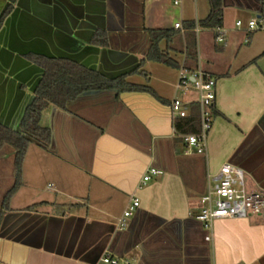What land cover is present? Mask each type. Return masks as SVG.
Masks as SVG:
<instances>
[{"label":"crops","instance_id":"crops-1","mask_svg":"<svg viewBox=\"0 0 264 264\" xmlns=\"http://www.w3.org/2000/svg\"><path fill=\"white\" fill-rule=\"evenodd\" d=\"M6 4L12 8L0 28V124L19 130L43 75L27 53L67 58L107 78L127 74L156 96L88 91L65 109L42 111L40 125L50 130L40 152L45 166L30 178L22 165L18 190L37 183L38 195L56 197L32 194L24 206L10 200L0 224V262L108 264L102 257L109 254L136 264H264V215L216 219L210 229L195 218L226 162L243 170L248 191L264 189V0H220L221 43L213 28L197 25L211 0H0V12ZM252 18L258 27L248 31ZM177 22L195 27L181 31ZM97 29L108 32V46L87 42ZM148 29L180 30L168 46L180 67L194 38L196 64L216 78L204 153L186 154L174 128L171 100H195L176 91L179 68L145 60L134 72L149 47ZM151 167L160 173L142 184ZM8 178L14 183L16 172ZM133 198L139 205L120 228Z\"/></svg>","mask_w":264,"mask_h":264},{"label":"trees","instance_id":"trees-1","mask_svg":"<svg viewBox=\"0 0 264 264\" xmlns=\"http://www.w3.org/2000/svg\"><path fill=\"white\" fill-rule=\"evenodd\" d=\"M12 6L8 5L0 14V28ZM197 25L202 28H215L222 25V10L220 0H211L210 14L198 21ZM186 29L195 27L194 22L186 23ZM151 43L134 72L143 66L145 60L159 62L171 67L180 68L169 55L168 46L174 37L179 36L178 29H148L146 30ZM164 41L165 49L160 47ZM90 43L97 46H108L107 32L97 29ZM24 57L44 70L43 76L34 91V99L27 106L20 122V130L16 131L0 124V150L9 146L14 150V163L16 178L14 185L8 190L0 206V224L5 211L9 208L10 198L20 187L22 180V162L31 143L46 149L50 141V130L40 125L42 111L50 105L61 109L66 108L68 101L75 99L84 92L114 89L117 95L121 92L146 91L156 96L154 91L147 85L128 82L127 74L115 78H107L98 71L86 68L79 63L67 58H52L37 53H27ZM196 66V44L194 38L186 44V56L183 67L193 69ZM214 115L215 111L213 109ZM176 134L181 135L196 133L199 131V107L197 103L190 104L188 115L174 120ZM0 264H2L0 262Z\"/></svg>","mask_w":264,"mask_h":264},{"label":"built area","instance_id":"built-area-1","mask_svg":"<svg viewBox=\"0 0 264 264\" xmlns=\"http://www.w3.org/2000/svg\"><path fill=\"white\" fill-rule=\"evenodd\" d=\"M182 0H172L174 5H179ZM241 20L236 22L241 26ZM175 28L184 31L185 28L179 22ZM258 27V19L252 18L248 21L247 29L252 31ZM197 29V26H196ZM215 40L218 43L224 41V30L222 27H215ZM249 36L245 41H248ZM216 78L204 71L199 64L193 69L181 66L178 69L176 91L183 94L196 92L197 98L193 101H184L174 96L170 102V114L173 120L188 115L190 104L197 103L199 107V131L181 135L183 149L186 154L204 153L208 132L211 129L214 119V102L216 98ZM160 170L151 167L142 178V184L148 181L152 175L159 174ZM214 185L201 196L199 211L195 218L207 229L211 228L212 222L221 218H245L250 215H264V189L248 191L245 187L243 170L229 162L222 164L214 177ZM139 205L137 198H133L130 205L124 210L118 221V227L127 225V220L134 213ZM209 238V237H207ZM102 261L108 264H136L128 260H120L109 254L102 257Z\"/></svg>","mask_w":264,"mask_h":264},{"label":"rangeland","instance_id":"rangeland-1","mask_svg":"<svg viewBox=\"0 0 264 264\" xmlns=\"http://www.w3.org/2000/svg\"><path fill=\"white\" fill-rule=\"evenodd\" d=\"M187 99H196L197 93L196 92H189ZM40 152H42L41 147H39L36 143H31L28 155L25 157V161L23 160L22 165H25V168L29 170V177L32 178V173L36 174V172L45 166V163L40 159ZM14 150L13 148L9 146H5L3 150L0 153V206L2 204V201L4 199V196L8 192V190L14 185V183L10 182L8 176L10 175V171L16 172V167L14 163ZM22 167V166H21ZM35 178V177H33ZM12 181V180H11ZM21 186V185H20ZM8 187V188H7ZM7 188V189H6ZM41 188L37 183H30L27 187H22L20 190H16L14 195L10 198L11 205L20 206V205H27L30 204L33 200H29V195H34L37 198H43L48 197L54 200L56 197L54 194H52L50 191H43L42 195H38V193L41 192ZM14 196H16L14 198ZM57 201L62 202L64 197L58 196ZM10 203V202H9ZM32 205V204H31Z\"/></svg>","mask_w":264,"mask_h":264},{"label":"water","instance_id":"water-1","mask_svg":"<svg viewBox=\"0 0 264 264\" xmlns=\"http://www.w3.org/2000/svg\"><path fill=\"white\" fill-rule=\"evenodd\" d=\"M8 5H10V4H6V5L4 6V8L1 10L0 14L3 12V10H4ZM259 15H260V13H259ZM259 15H258V16H259ZM112 29H113V28H112ZM112 29L108 28L107 31L109 32V31L112 30ZM114 29H115V28H114ZM114 29H113V30H114ZM120 29H121V28H118L117 30H120ZM94 32H95V31H93L92 36H93ZM108 32H107V37H108V35H109ZM92 36L89 38V40H87V42L90 43V39L92 38ZM147 36H149L148 32H147ZM108 38H109V37H108ZM150 43H151V39L149 38V44H150ZM148 46H149V45H148ZM144 54H145V53H144ZM35 65H36V64H35ZM42 70H43V69H42ZM43 73H44V70H43ZM42 76H43V75H42ZM41 78H42V77H41ZM39 81H40V80H39ZM38 83H39V82H38ZM37 85H38V84H37ZM35 88H36V87H35ZM34 91H35V89H34ZM34 97H35V95L33 96V99H34ZM32 101H33V100H32ZM32 101H31V102H32ZM26 108H27V106H26ZM26 108H25V110H26ZM24 113H25V111H24ZM23 116H24V114H23ZM23 116H22V117H23ZM21 120H22V119H21ZM19 130H20V128H19ZM19 130H16V131H19Z\"/></svg>","mask_w":264,"mask_h":264}]
</instances>
